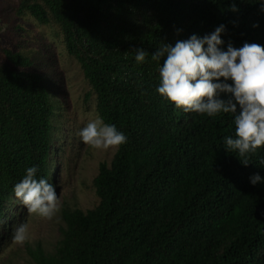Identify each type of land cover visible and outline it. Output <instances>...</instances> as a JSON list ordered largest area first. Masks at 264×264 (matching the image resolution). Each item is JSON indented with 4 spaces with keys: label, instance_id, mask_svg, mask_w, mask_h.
Instances as JSON below:
<instances>
[{
    "label": "trees",
    "instance_id": "16d2710c",
    "mask_svg": "<svg viewBox=\"0 0 264 264\" xmlns=\"http://www.w3.org/2000/svg\"><path fill=\"white\" fill-rule=\"evenodd\" d=\"M16 12L59 26L97 114L127 136L93 178L98 204L63 209L61 238L53 252L30 251L35 263L264 264V183H249L264 176V146L246 157L226 151L232 114L174 107L156 91L164 57L151 58L163 43L220 24V47L264 46L256 0H18ZM136 48L148 53L142 63ZM4 55L18 69L0 64V223L27 167L53 183L55 113L42 77L26 69L29 58L8 48Z\"/></svg>",
    "mask_w": 264,
    "mask_h": 264
},
{
    "label": "clouds",
    "instance_id": "9594fccd",
    "mask_svg": "<svg viewBox=\"0 0 264 264\" xmlns=\"http://www.w3.org/2000/svg\"><path fill=\"white\" fill-rule=\"evenodd\" d=\"M256 2L264 12V0ZM232 10H236L235 5ZM256 26L254 23L253 27ZM223 31L225 25L220 24L203 36L191 34L187 39L158 47L151 55L155 61L164 57L158 67L160 79L156 91L184 112L209 117L232 114L235 134L226 136L223 144L226 151L246 157L264 146V46L244 42L238 48L231 43L222 48ZM147 54L136 48L135 61L144 62ZM221 93L226 98H221ZM77 135L94 149L118 148L127 141L125 133L99 115L80 128ZM248 162L241 161L245 165ZM37 171L36 165L25 169L22 179L13 186L15 201L27 212L51 219L60 210L58 194L47 178H36ZM249 183H264V176L253 173ZM13 239L21 243L26 239L23 223L13 230Z\"/></svg>",
    "mask_w": 264,
    "mask_h": 264
},
{
    "label": "rangeland",
    "instance_id": "374dc122",
    "mask_svg": "<svg viewBox=\"0 0 264 264\" xmlns=\"http://www.w3.org/2000/svg\"><path fill=\"white\" fill-rule=\"evenodd\" d=\"M18 0H0V64L8 62L5 49L19 52L31 61L27 70L43 80L55 105L52 117V145L49 178L58 194L60 210L51 218L27 212L10 199L0 223V264H37L30 251L37 246L53 252L64 227L63 209L87 211L98 204L93 178L101 162L110 163L117 148L94 149L77 135L80 128L98 115L96 96L78 61L64 45L59 26L39 23L29 13L16 12ZM23 223L26 239H13V230Z\"/></svg>",
    "mask_w": 264,
    "mask_h": 264
}]
</instances>
